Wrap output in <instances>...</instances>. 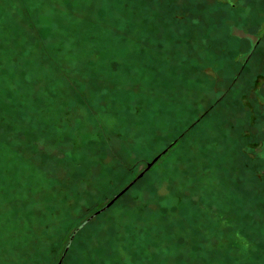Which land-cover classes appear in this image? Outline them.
<instances>
[{"label":"rangeland","instance_id":"obj_1","mask_svg":"<svg viewBox=\"0 0 264 264\" xmlns=\"http://www.w3.org/2000/svg\"><path fill=\"white\" fill-rule=\"evenodd\" d=\"M262 17L264 0H0V264H264V127L234 126L260 81H234L227 35Z\"/></svg>","mask_w":264,"mask_h":264},{"label":"flooded vegetation","instance_id":"obj_2","mask_svg":"<svg viewBox=\"0 0 264 264\" xmlns=\"http://www.w3.org/2000/svg\"><path fill=\"white\" fill-rule=\"evenodd\" d=\"M260 19L264 21V17ZM244 28L236 26L230 28V33L231 36H233V39L242 42L243 45V49H241L238 58V62L241 64V71L236 75L234 81L242 75L247 67L251 66V68L254 67V71H256V74L254 75L256 76L255 79H258L260 82L259 84L257 83L258 85L256 84L257 88L253 92L244 94L245 96L250 95L253 98L252 101L255 102L254 114L251 112L245 123L243 120V124H235L234 126L264 127V44H262L264 29L263 33L258 35L248 32L247 29ZM251 116H254L255 119L253 125L250 124V121H252ZM259 147L262 149L259 153V157L264 159V139L261 140Z\"/></svg>","mask_w":264,"mask_h":264},{"label":"water","instance_id":"obj_3","mask_svg":"<svg viewBox=\"0 0 264 264\" xmlns=\"http://www.w3.org/2000/svg\"><path fill=\"white\" fill-rule=\"evenodd\" d=\"M177 141H174L168 148H166L163 152H161L159 155H157L151 162L147 163V167H146V171L151 169L155 163H157L159 161V159L168 152V150L174 145L176 144ZM145 174V171L143 173H141L139 175V178L142 177ZM135 182H132L129 186H127L123 191H121L120 194H118L110 203H108L103 209L97 211L94 215H92L85 223H83L79 229L75 232V234L73 235V237L71 238V240L69 241L66 251L70 248L71 243L73 241L74 236L76 235V233L84 227L85 224H87L90 220H92L94 217H96L98 214H100L101 212H103L104 210L108 209L111 205L114 204V202L121 196L123 195ZM65 254L63 255L64 258ZM63 260V259H62ZM61 263V262H60Z\"/></svg>","mask_w":264,"mask_h":264},{"label":"trees","instance_id":"obj_4","mask_svg":"<svg viewBox=\"0 0 264 264\" xmlns=\"http://www.w3.org/2000/svg\"><path fill=\"white\" fill-rule=\"evenodd\" d=\"M231 27H232V26L228 27V34H227V35H228L229 37L233 38V36H231V33H230V28H231ZM222 34L224 35L225 32H223ZM229 51H230V49H226V50H224V52H225L226 55L228 54ZM1 99H2V97H1ZM191 128H192V127H190L188 130H186L182 135H180V137L176 138V140H174V141H177V142H178V141H179V140H180V139H181V138H182V137H183L188 131L191 130ZM174 141H173V142H174ZM173 142H172V143H173ZM177 142H176V144H177ZM172 143H171V144H172ZM171 144H170V145H171ZM176 144H174L171 148H173ZM171 148H170L169 150H171ZM169 150H168V151H169ZM164 155H165V154H164ZM164 155H163V156H164ZM163 156H162V157H163ZM154 165H155V164H154ZM149 170H150V169H149ZM149 170L145 171V174H146ZM145 174H144V176H145ZM141 178H142V177H141ZM139 179H140V178H138L137 181H138ZM122 196H123V195H122ZM122 196H120L119 198H121ZM119 198H118V199H119ZM118 199H117V200H118ZM117 200H116V201H117ZM106 210H107V209H106ZM85 225H86V224H85ZM85 225H84V227H85ZM84 227L81 228V230L84 229ZM77 234H78V233H77ZM72 242H73V241H72ZM71 244H72V243H71ZM70 247H71V246H70ZM68 250H69V249H68ZM68 250H67V251H68ZM67 251H66V253H67ZM65 256H66V254H65ZM65 256H64V258H63V261H64V259H65ZM63 261H62V262H63Z\"/></svg>","mask_w":264,"mask_h":264}]
</instances>
